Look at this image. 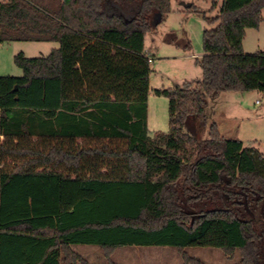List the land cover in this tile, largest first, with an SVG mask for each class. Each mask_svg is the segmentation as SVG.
Segmentation results:
<instances>
[{"label": "trees", "instance_id": "16d2710c", "mask_svg": "<svg viewBox=\"0 0 264 264\" xmlns=\"http://www.w3.org/2000/svg\"><path fill=\"white\" fill-rule=\"evenodd\" d=\"M263 10L223 0L204 15L202 79L154 89L170 130L151 135L145 39L172 0H0V44L59 43L0 75V264H90L79 244L108 264L129 245L173 247L183 264H206L189 246L264 264V153L207 114L220 93L251 90V72L264 92V51H237L226 32Z\"/></svg>", "mask_w": 264, "mask_h": 264}, {"label": "rangeland", "instance_id": "374dc122", "mask_svg": "<svg viewBox=\"0 0 264 264\" xmlns=\"http://www.w3.org/2000/svg\"><path fill=\"white\" fill-rule=\"evenodd\" d=\"M190 1L198 6L200 12H194L188 8H184L180 14L177 10L171 11L156 30L147 35L145 40L146 46L151 49L153 55L151 94L148 100V128L151 135L157 131L168 132L170 130L169 99L157 95L154 88H173L182 85L186 80H199L203 76L202 68L196 58L204 52V29L208 26L204 15L210 17L217 15L223 0H217L215 9L211 8L212 0ZM258 25L259 27L246 28L241 47L243 52L251 54L264 51V22ZM57 47L59 43L53 41L1 43L0 75L21 76L23 74L22 68L14 60L18 53L22 52L28 57H38L48 55ZM254 74V72L249 73L250 76ZM246 92L242 96L234 94L235 96H232L230 102L226 104L225 112L232 116V127L237 130L236 135L239 138L248 145L264 147V96L260 95L259 90ZM72 250L87 258L90 264H108L102 248L97 245L79 244L72 246ZM163 250L175 253L178 257V264H183V259L177 249L156 245L119 247L112 259L117 264H170L168 255L166 259L159 258V253ZM185 250L189 255L199 258L206 264H239L241 260L240 251L228 257L221 248L216 247L189 246Z\"/></svg>", "mask_w": 264, "mask_h": 264}, {"label": "crops", "instance_id": "0c3cea01", "mask_svg": "<svg viewBox=\"0 0 264 264\" xmlns=\"http://www.w3.org/2000/svg\"><path fill=\"white\" fill-rule=\"evenodd\" d=\"M173 2H175V4H173ZM184 2L194 3L190 0H172V11L177 10L180 14L181 11H183V9L185 8L183 6ZM262 22H264V10H263V21ZM249 27H259L257 21L254 18L243 19V20L236 21V22H233V23L227 25L226 32H227V35H228L229 39L231 40V42L233 44V48L235 50L242 51L241 47L243 46V40H244V37L246 35V28H249ZM146 38H147V36H146ZM145 48L152 55L151 49L149 47H147L146 44H145ZM203 55H204V52L200 57H197L196 59L198 60ZM249 77H250L251 86H252L251 90H249V92L250 91L252 92V90L257 91L258 90V88H257V75L254 74V75H251ZM154 89H157V88H154ZM150 92H151V76H150ZM150 92H149V95L151 94ZM245 93H247V92L228 91V92L220 93L217 97L210 99L207 114H208L209 122H216L223 135H225L228 138H238V139L243 141L244 145H248L243 139L239 138L238 135H236L237 130L233 129V127H232V122H233V121H231L232 116L225 112L226 108H227L226 104L228 102H230L232 96H235L234 94H241V96H242ZM259 93L261 96H264V92L259 91ZM237 96H240V95H237ZM258 101L259 100H257V102ZM148 118H149V115H148ZM0 139H1V137H0ZM259 148L264 153V147L262 145H259ZM164 250H168V249H164ZM164 250L160 251L161 253H159L160 254L159 258L162 257V258L166 259L167 255H168L167 258L171 262L170 264H178L177 255L175 253L174 254L171 253L170 251H164ZM146 253H148V252H146ZM163 261H166V260H163ZM115 264H117V263L115 262ZM142 264H144V263H142Z\"/></svg>", "mask_w": 264, "mask_h": 264}, {"label": "water", "instance_id": "95a60500", "mask_svg": "<svg viewBox=\"0 0 264 264\" xmlns=\"http://www.w3.org/2000/svg\"><path fill=\"white\" fill-rule=\"evenodd\" d=\"M183 6H184L185 8H189V7L192 6V3H191V2H184V3H183Z\"/></svg>", "mask_w": 264, "mask_h": 264}, {"label": "built area", "instance_id": "2783aa9c", "mask_svg": "<svg viewBox=\"0 0 264 264\" xmlns=\"http://www.w3.org/2000/svg\"><path fill=\"white\" fill-rule=\"evenodd\" d=\"M153 59H150V61L152 62Z\"/></svg>", "mask_w": 264, "mask_h": 264}]
</instances>
